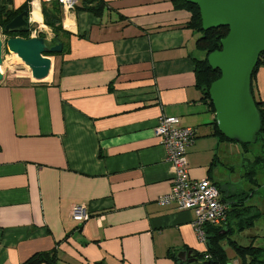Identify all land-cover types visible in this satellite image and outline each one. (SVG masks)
Instances as JSON below:
<instances>
[{"label": "crops", "instance_id": "1", "mask_svg": "<svg viewBox=\"0 0 264 264\" xmlns=\"http://www.w3.org/2000/svg\"><path fill=\"white\" fill-rule=\"evenodd\" d=\"M25 4L48 42L55 17L67 34L63 52L46 56L45 78L0 83V264L54 247L57 264H177L184 252L204 251L194 212L158 202L173 184L155 134L161 116L195 129L193 179L219 186L221 150L234 142L216 134L197 87L192 13L173 0H104L101 14L45 0L12 7ZM254 88L264 100V64ZM255 192L247 204L259 208ZM75 206L88 219L77 221Z\"/></svg>", "mask_w": 264, "mask_h": 264}, {"label": "water", "instance_id": "2", "mask_svg": "<svg viewBox=\"0 0 264 264\" xmlns=\"http://www.w3.org/2000/svg\"><path fill=\"white\" fill-rule=\"evenodd\" d=\"M197 5L202 17V28H229L221 40L222 48L208 55L209 65L219 69L221 76L210 86L209 93L216 110L218 128L230 141L254 144L262 128L260 111L252 94V75L259 57L264 53V0H185ZM29 11L11 20L8 33L30 31ZM18 55L36 79L45 78L51 61L45 54L61 53L63 43L51 44L44 37H9L4 42L0 34V83L4 75L3 49ZM226 229L224 233H227ZM178 264L197 260V251L179 256Z\"/></svg>", "mask_w": 264, "mask_h": 264}, {"label": "trees", "instance_id": "3", "mask_svg": "<svg viewBox=\"0 0 264 264\" xmlns=\"http://www.w3.org/2000/svg\"><path fill=\"white\" fill-rule=\"evenodd\" d=\"M31 1V0H29ZM57 6L61 7V4L57 1H51ZM174 4L177 8H182L190 11L192 13V17L188 22V27L193 29L195 32L199 34L197 38V46L205 52V56L203 58H198L195 60L196 63V77H197V87L202 91L203 98L209 102L211 109L216 114V110L214 104L211 100V96L209 93V89L211 84L221 76V71L219 69H213L208 62V55L218 49L222 48L221 40L228 34L229 28L227 26H221L218 28H213L210 30H204L202 28V17L200 14V10L197 5L186 2L185 0H173ZM13 0H0V26L4 34L9 35V37H30V31L27 33H13L10 34L6 30L7 24L13 20L19 13L27 10L29 11V6L27 4L23 5L20 8L12 7ZM77 8L81 7V9H85L88 11H92L96 14H101L104 7V0H81V5H77ZM55 33V37L51 44L62 42L64 37L67 34V31L63 29L62 24L60 23V18L55 17L51 21L48 22ZM39 36L45 38L44 32H41ZM8 37V38H9ZM63 43V42H62ZM64 48V43H63ZM7 50V49H6ZM63 52V51H62ZM61 52V53H62ZM60 53H47L45 55H55ZM264 64V53L260 55L259 61L254 68L252 75V94L254 96L256 105L260 111L262 128L258 134L257 142H261L263 150H264V100L257 96L254 88V82L256 80V75L260 67ZM214 128L216 130V134L220 136L222 140L227 139L223 133L218 128L217 120L214 122ZM256 142V143H257ZM244 148H246L247 152L250 151L249 147L251 144H242ZM226 200V199H225ZM231 200V208L230 211L236 210H252L253 214L250 218H244V222L239 225L238 231H242L243 224L246 222L247 227L253 224L254 220L257 219L261 215L260 209L256 206L249 205L245 202L244 199L239 202H235L232 197ZM238 206V207H237ZM229 211V212H230ZM244 211V210H243ZM243 211L235 214V217H242ZM226 229H229L227 233H224ZM233 229L230 226V223H227L224 226H214L209 225L206 229V249L204 251H197V260L190 264H231L228 261L227 253L223 248L222 242L228 238L232 233ZM230 244L234 248L237 256L242 259V264H264V247L254 243L252 241L249 245L239 244L236 240L229 239ZM59 260V254L57 247H54L50 250L38 251L28 257L26 260L22 261L20 264H57ZM178 264V260H177Z\"/></svg>", "mask_w": 264, "mask_h": 264}, {"label": "built area", "instance_id": "4", "mask_svg": "<svg viewBox=\"0 0 264 264\" xmlns=\"http://www.w3.org/2000/svg\"><path fill=\"white\" fill-rule=\"evenodd\" d=\"M45 1H57L66 11L74 10L80 2V0ZM180 124L181 119L178 116L163 115L155 127V134L167 151L166 160L173 171L172 188L168 193L161 195L158 202L162 205L176 203L181 210L193 211L195 214L193 226L199 239L206 243V229L209 225L224 226L228 223L231 203L223 198L220 187L210 177L198 180L190 176L187 149L195 142L196 131L192 127H183ZM73 215L77 221H84L89 217L83 206H75Z\"/></svg>", "mask_w": 264, "mask_h": 264}, {"label": "rangeland", "instance_id": "5", "mask_svg": "<svg viewBox=\"0 0 264 264\" xmlns=\"http://www.w3.org/2000/svg\"><path fill=\"white\" fill-rule=\"evenodd\" d=\"M30 28V37L32 35L39 36L41 33L40 31L34 32L35 28H37L36 24H30ZM0 34L4 42L9 37V35L3 33L1 26ZM197 55L203 58L205 52L200 50ZM1 72L4 77L32 75L29 67L23 60L16 54H10L6 48L3 49V65L1 67ZM226 145L229 146V148L227 147L221 150L223 154H220L221 160L218 163L220 175L218 176L217 182L222 190V196L227 197V200H230V197H232L234 201L239 203L244 199L247 203L250 198V193L254 190L256 192L253 199H255L259 207L258 209L261 211V215L254 220L252 225L247 227L246 222L243 224L242 231H238L239 225L244 222V218L245 220L250 218L253 211L238 209L235 212L230 211L228 214V223H230L234 231L222 242V245L227 253L229 263L233 264L237 261L239 264H242V259L237 256L229 239L236 240L242 245H249L252 240L251 236L259 235L254 243L264 247V150L261 142L251 144L249 152L237 142H226ZM242 211V217L234 216Z\"/></svg>", "mask_w": 264, "mask_h": 264}, {"label": "bare ground", "instance_id": "6", "mask_svg": "<svg viewBox=\"0 0 264 264\" xmlns=\"http://www.w3.org/2000/svg\"><path fill=\"white\" fill-rule=\"evenodd\" d=\"M17 57V56H16Z\"/></svg>", "mask_w": 264, "mask_h": 264}]
</instances>
